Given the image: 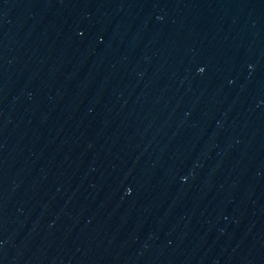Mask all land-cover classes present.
Returning <instances> with one entry per match:
<instances>
[{
    "label": "water",
    "instance_id": "95a60500",
    "mask_svg": "<svg viewBox=\"0 0 264 264\" xmlns=\"http://www.w3.org/2000/svg\"><path fill=\"white\" fill-rule=\"evenodd\" d=\"M0 264H264V0H0Z\"/></svg>",
    "mask_w": 264,
    "mask_h": 264
}]
</instances>
